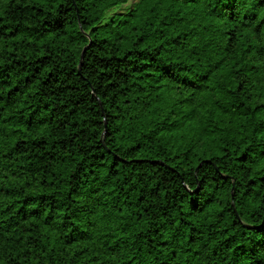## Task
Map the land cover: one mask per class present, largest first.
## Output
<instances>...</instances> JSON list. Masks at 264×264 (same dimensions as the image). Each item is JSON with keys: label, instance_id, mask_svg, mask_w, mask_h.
<instances>
[{"label": "trees", "instance_id": "trees-1", "mask_svg": "<svg viewBox=\"0 0 264 264\" xmlns=\"http://www.w3.org/2000/svg\"><path fill=\"white\" fill-rule=\"evenodd\" d=\"M0 264H264V0H0Z\"/></svg>", "mask_w": 264, "mask_h": 264}, {"label": "water", "instance_id": "water-1", "mask_svg": "<svg viewBox=\"0 0 264 264\" xmlns=\"http://www.w3.org/2000/svg\"><path fill=\"white\" fill-rule=\"evenodd\" d=\"M83 54H84V51H83ZM83 54H82V57H81V58H83ZM81 64H82V59H81ZM81 64H80V65H81Z\"/></svg>", "mask_w": 264, "mask_h": 264}]
</instances>
